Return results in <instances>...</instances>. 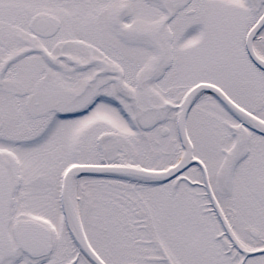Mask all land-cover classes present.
Returning <instances> with one entry per match:
<instances>
[{"label": "snow or ice", "instance_id": "snow-or-ice-1", "mask_svg": "<svg viewBox=\"0 0 264 264\" xmlns=\"http://www.w3.org/2000/svg\"><path fill=\"white\" fill-rule=\"evenodd\" d=\"M0 264H264V0H0Z\"/></svg>", "mask_w": 264, "mask_h": 264}]
</instances>
